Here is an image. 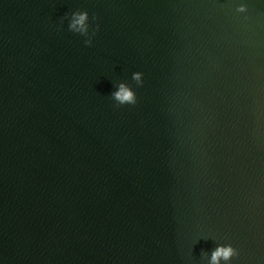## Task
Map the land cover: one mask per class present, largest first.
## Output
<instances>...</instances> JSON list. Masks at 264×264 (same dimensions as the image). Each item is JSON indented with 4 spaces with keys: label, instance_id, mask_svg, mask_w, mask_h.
Wrapping results in <instances>:
<instances>
[{
    "label": "water",
    "instance_id": "1",
    "mask_svg": "<svg viewBox=\"0 0 264 264\" xmlns=\"http://www.w3.org/2000/svg\"><path fill=\"white\" fill-rule=\"evenodd\" d=\"M229 244L264 264V0H0V264Z\"/></svg>",
    "mask_w": 264,
    "mask_h": 264
},
{
    "label": "clouds",
    "instance_id": "2",
    "mask_svg": "<svg viewBox=\"0 0 264 264\" xmlns=\"http://www.w3.org/2000/svg\"><path fill=\"white\" fill-rule=\"evenodd\" d=\"M238 12H246V6L241 4L236 9ZM88 13L87 11H77L71 14V22L68 24V30L73 33H78L85 37L84 44L86 46H91L92 39L89 35V24H88ZM95 20V17H93ZM99 28L96 25V29L93 30L92 35H95V31ZM132 80L137 86L142 84V73L134 72L132 74ZM111 98L116 102L117 106H122L125 104L134 105L136 103V94L132 90L131 86L121 82L116 86V90L111 93ZM238 255L237 250L229 245H217L214 251L211 253V259L209 264H219V261L223 259L228 262L234 256Z\"/></svg>",
    "mask_w": 264,
    "mask_h": 264
}]
</instances>
